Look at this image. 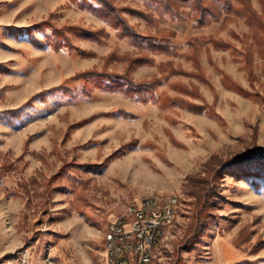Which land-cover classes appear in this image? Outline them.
<instances>
[{
  "label": "rangeland",
  "instance_id": "rangeland-1",
  "mask_svg": "<svg viewBox=\"0 0 264 264\" xmlns=\"http://www.w3.org/2000/svg\"><path fill=\"white\" fill-rule=\"evenodd\" d=\"M111 2L151 15L122 11L170 50L121 36L97 4L0 0V264H109L110 224L149 197L177 200L150 264H264V175L224 176L219 218L197 238L188 184L213 157L264 170V0L254 12L233 0L242 12L204 27L189 9ZM54 30L76 49L49 45ZM142 56L153 63L132 64ZM92 71L156 87L127 96L125 80L76 79Z\"/></svg>",
  "mask_w": 264,
  "mask_h": 264
},
{
  "label": "trees",
  "instance_id": "trees-1",
  "mask_svg": "<svg viewBox=\"0 0 264 264\" xmlns=\"http://www.w3.org/2000/svg\"><path fill=\"white\" fill-rule=\"evenodd\" d=\"M237 3L243 5L244 8L249 12L253 11L250 0H234ZM83 4H86L88 8L94 7V5H99L98 9L95 10L102 19L107 21L112 27L118 29V32L123 37L133 38L135 40H147L150 43L151 50L167 52L170 50V45L167 38H163L158 41L156 38L142 37L136 33L134 28L128 23L126 18L122 15V11H129L130 13L138 14L141 18L153 21L151 15L144 14L143 12L132 10V9H122L114 6L111 0H82ZM147 5L156 11L160 18L169 16L173 19H184V14L186 9L192 14V19L197 23L199 27L210 26L212 23L218 22L223 13H231L237 9V11L242 12V7L237 8L233 0H213L211 3L205 2V0H145ZM254 12V11H253ZM256 15V14H253ZM47 24V21L43 22ZM70 29L76 32L85 31L80 30L79 27L72 26ZM87 32V31H85ZM89 34H94L92 32H87ZM54 39H48V44L52 45L55 50L60 48H69L70 50L76 49L74 46L68 44V39L65 35H62L60 30H54ZM86 34V33H85ZM86 36V35H85ZM59 37H61V42H59ZM175 37V34L171 38ZM63 41V42H62ZM153 60L147 57H140L133 60V65L135 64H152ZM104 77L114 78L117 81L125 80L127 88L124 90L127 96L131 94H144L147 90H154L156 87L155 82H139L136 81L129 74L126 75H110L104 74L96 71L84 73L78 76L76 79H89L97 78L99 81L103 80ZM145 101V100H143ZM259 158V157H257ZM264 158V156H260ZM254 159L251 157H241L236 160L224 161L218 157H213L209 162L206 163L204 169L195 176H192L188 180L191 191L190 195L196 199L197 210L195 212V220L193 224L192 234L193 238L198 237V233L201 231H207V227L212 224L210 219H218L219 216L214 211L220 204L223 194L220 189V180L226 175L235 176H260L264 175V170L257 169L253 163ZM251 162V163H250ZM255 167V168H253ZM191 241V240H190ZM189 241V242H190ZM197 249V246L193 247Z\"/></svg>",
  "mask_w": 264,
  "mask_h": 264
},
{
  "label": "built area",
  "instance_id": "built-area-1",
  "mask_svg": "<svg viewBox=\"0 0 264 264\" xmlns=\"http://www.w3.org/2000/svg\"><path fill=\"white\" fill-rule=\"evenodd\" d=\"M174 200H144L140 205H133L126 216L113 222L109 244L114 245L116 264H148L149 255L155 254L152 244H158L161 229L172 220Z\"/></svg>",
  "mask_w": 264,
  "mask_h": 264
},
{
  "label": "bare ground",
  "instance_id": "bare-ground-1",
  "mask_svg": "<svg viewBox=\"0 0 264 264\" xmlns=\"http://www.w3.org/2000/svg\"><path fill=\"white\" fill-rule=\"evenodd\" d=\"M149 199H158L156 197H152ZM149 199H146V200H149ZM170 199H175V198H170ZM176 205H177V200H174V213H173V216H172V220H168L167 221V224H164L163 228L161 229L160 231V238H158V244L159 242H161L162 238L164 237L165 235V232H166V229L170 226L173 225L174 223V220H175V213H176ZM111 236H113V222L110 224L109 226V230L105 236V239H106V244H107V257H108V262L109 264H116V259L114 257V245L112 244H109V242H111ZM158 244H152V251L154 250V248L158 245ZM153 259V255H149V258H148V264L151 263ZM28 260H29V253H26V254H22L18 260V264H30L28 263Z\"/></svg>",
  "mask_w": 264,
  "mask_h": 264
}]
</instances>
